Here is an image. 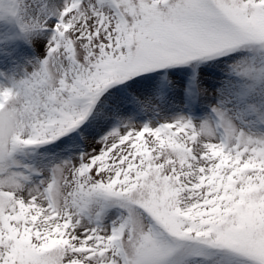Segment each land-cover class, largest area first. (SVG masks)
Instances as JSON below:
<instances>
[{"label":"snow or ice","instance_id":"1","mask_svg":"<svg viewBox=\"0 0 264 264\" xmlns=\"http://www.w3.org/2000/svg\"><path fill=\"white\" fill-rule=\"evenodd\" d=\"M0 264H264V0H0Z\"/></svg>","mask_w":264,"mask_h":264}]
</instances>
